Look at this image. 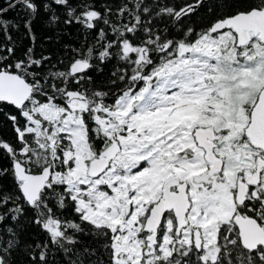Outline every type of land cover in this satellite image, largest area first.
Instances as JSON below:
<instances>
[{"label": "snow or ice", "instance_id": "1", "mask_svg": "<svg viewBox=\"0 0 264 264\" xmlns=\"http://www.w3.org/2000/svg\"><path fill=\"white\" fill-rule=\"evenodd\" d=\"M0 264H264V0H0Z\"/></svg>", "mask_w": 264, "mask_h": 264}]
</instances>
